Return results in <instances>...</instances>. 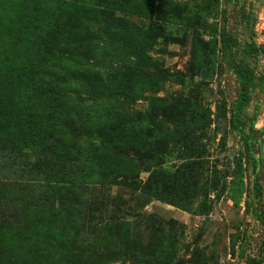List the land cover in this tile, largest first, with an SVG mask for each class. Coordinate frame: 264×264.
<instances>
[{"label":"rangeland","instance_id":"1","mask_svg":"<svg viewBox=\"0 0 264 264\" xmlns=\"http://www.w3.org/2000/svg\"><path fill=\"white\" fill-rule=\"evenodd\" d=\"M58 1L0 0V264L258 257L264 223L231 126L239 85L229 65L264 79V0H87L85 19ZM106 4L121 23L84 40L90 9ZM42 58L52 63L45 88ZM242 119H255L264 219V82Z\"/></svg>","mask_w":264,"mask_h":264},{"label":"trees","instance_id":"2","mask_svg":"<svg viewBox=\"0 0 264 264\" xmlns=\"http://www.w3.org/2000/svg\"><path fill=\"white\" fill-rule=\"evenodd\" d=\"M105 1L106 0H104V3ZM100 2H102V0H100ZM106 2H109V1H106ZM57 3L67 10H73L72 14L76 17V19L79 18L78 11L82 12L83 19L86 18V12H89V9H87V6H90V5L87 2V0H59ZM11 5H14V3H11ZM90 10L92 14L95 15V20L93 22L95 26L93 27V29H90V30L88 28H85L86 32H85V35H83V39L90 40L94 38L95 39L110 38L109 37L110 36L109 27L111 25L115 26L119 22L121 23L120 21L121 19L118 18V14L116 13V10H118L117 5H113L112 7H110V4L100 5V7L93 8ZM96 26L97 28H95ZM67 36H69L68 33H65V35H63V37H67ZM221 42H222V52L224 54V57L226 59L232 60V53H231V49L229 45L231 43V39L226 37L224 34H221ZM41 60H42L41 64L37 63L36 65L38 73L40 72L42 75L41 76L42 81L41 79H39L38 85L40 86V88H45L48 86V83H47L48 79H46L44 76L50 77V74H49V71L45 72L46 70L43 66L45 65L46 67H48V66H51L52 63L51 61L48 60V58H42ZM229 69L236 76V80L239 85L238 95L234 103V112L231 117V126H232V130L240 136V139L244 143L245 148L248 152L249 158L251 159V163H252V172H253L252 188H253V196L255 199V208L252 209V214L257 220L262 221L264 223V219L258 213V209H257L260 203L261 197H262L263 189L259 185L258 178L256 175V172L260 167V160L258 156L254 153V150L252 147V141L254 139L253 134L256 131L254 128L255 119H252L249 122L247 127L243 126V119H242L244 110L250 105V102L253 99L254 89L257 87V85H259L260 83H263L264 79L262 78L257 79L254 73L252 72V70L244 64L236 65L235 63L232 62L229 65ZM23 74L24 73L22 72V75ZM72 74L74 76L76 75L73 72ZM27 77L28 76H23L20 78L26 79ZM89 78L93 79L92 82L94 81V79L96 82H103L102 81L103 79H101L100 75L97 73H95V75L88 74V79ZM34 79L35 78L33 79L27 78V80L31 81L32 83L35 82ZM88 79H86L87 82H89ZM107 80L109 79L107 78ZM116 80H117V77H115L112 81L109 80L110 81L109 83H114ZM113 89H114V86L112 87V90ZM112 111L113 110H108L104 113L97 111L96 112L97 120L100 119V121L102 122H107L108 119H110L113 114ZM41 131L43 132V127ZM53 142L54 143L53 144L51 143V145L53 146L54 149H61L63 151H67L68 147L65 145V143L62 140L55 138L53 139ZM114 142H118L117 138L108 140V144H113ZM119 183H122L121 180L119 181ZM263 249H264V239L261 244V250L259 252V256L250 258L247 261V264H262L264 262Z\"/></svg>","mask_w":264,"mask_h":264}]
</instances>
